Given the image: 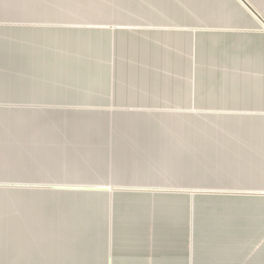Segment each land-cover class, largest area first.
Masks as SVG:
<instances>
[{
	"label": "crops",
	"instance_id": "crops-1",
	"mask_svg": "<svg viewBox=\"0 0 264 264\" xmlns=\"http://www.w3.org/2000/svg\"><path fill=\"white\" fill-rule=\"evenodd\" d=\"M0 20V264H264V0Z\"/></svg>",
	"mask_w": 264,
	"mask_h": 264
},
{
	"label": "rangeland",
	"instance_id": "rangeland-1",
	"mask_svg": "<svg viewBox=\"0 0 264 264\" xmlns=\"http://www.w3.org/2000/svg\"><path fill=\"white\" fill-rule=\"evenodd\" d=\"M88 22H91L92 24H90V25H81L80 24V26H86V27L90 26L91 29H97L99 26L98 22H100V20H89ZM61 25H65V23H48V24L43 23V22H40V23H31V22L30 23H24V22H21L20 20H0V29L3 27H12V28H19V27H29V28L30 27L31 28H35V27H40V28L58 27V28H64ZM65 26H67L65 28H68L70 26L71 27H77L78 24H68ZM107 27H108L107 29L114 30V29H116V27H119V26L107 25ZM128 27H132V26H128ZM4 182L7 183L5 180L4 181L0 180V185L4 184ZM86 187L97 188L98 185H90V186H86ZM132 188H134V189H146V188H143L142 186H133ZM110 189L113 190L114 187H111ZM152 189H155V188H152ZM157 189H161V188H157ZM188 189L194 190V188H188ZM174 204L176 206H179V202H177V201L174 202ZM178 237H179V234H177L176 239H178Z\"/></svg>",
	"mask_w": 264,
	"mask_h": 264
},
{
	"label": "water",
	"instance_id": "water-1",
	"mask_svg": "<svg viewBox=\"0 0 264 264\" xmlns=\"http://www.w3.org/2000/svg\"><path fill=\"white\" fill-rule=\"evenodd\" d=\"M243 1V0H242ZM245 3V2H244ZM247 5V4H246ZM256 16H257V14H255ZM257 17H259V16H257ZM263 23H264V21L263 20H261Z\"/></svg>",
	"mask_w": 264,
	"mask_h": 264
}]
</instances>
